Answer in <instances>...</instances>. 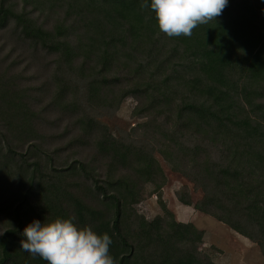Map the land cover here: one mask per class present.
Returning <instances> with one entry per match:
<instances>
[{
	"label": "trees",
	"instance_id": "1",
	"mask_svg": "<svg viewBox=\"0 0 264 264\" xmlns=\"http://www.w3.org/2000/svg\"><path fill=\"white\" fill-rule=\"evenodd\" d=\"M145 2L0 0L9 52L27 58L22 70L0 62V264H47L20 242L56 218L107 233L117 264H216L204 232L162 201L163 164L192 186L181 204L264 258V0H228L173 38ZM34 70L43 80L29 85ZM128 99L134 122L110 128L101 118ZM146 185L152 219L137 209Z\"/></svg>",
	"mask_w": 264,
	"mask_h": 264
},
{
	"label": "clouds",
	"instance_id": "2",
	"mask_svg": "<svg viewBox=\"0 0 264 264\" xmlns=\"http://www.w3.org/2000/svg\"><path fill=\"white\" fill-rule=\"evenodd\" d=\"M228 0H151L142 4L155 13L160 33L169 38L191 37L194 29L221 16ZM74 218L34 220L23 230L21 249L47 264H117L110 252L113 241L91 226L78 227Z\"/></svg>",
	"mask_w": 264,
	"mask_h": 264
},
{
	"label": "rangeland",
	"instance_id": "3",
	"mask_svg": "<svg viewBox=\"0 0 264 264\" xmlns=\"http://www.w3.org/2000/svg\"><path fill=\"white\" fill-rule=\"evenodd\" d=\"M11 44L12 41L6 39L5 34L0 32V48L2 46L7 47L0 52V62L6 66L20 64L19 70H22L27 65V58L22 55L21 51L9 52L10 47H12ZM25 75L29 78V85H35L43 80V74H37L36 70L33 74L27 71ZM133 106L134 101L128 99L118 112L104 115L101 119L112 129L128 130L134 122L130 115ZM163 167L168 181L161 190L162 201L165 202L178 222L193 223L204 232L202 249L210 252L216 264H264V258L256 244L230 230L226 225L212 217L200 214L191 206L181 204L176 198V191L183 185H188L190 188L192 186L180 175L170 172L164 164ZM191 195L193 201L201 196L199 192L195 191H191ZM137 209L147 219H152L161 214L158 204V191L154 187L145 186L143 201L137 206Z\"/></svg>",
	"mask_w": 264,
	"mask_h": 264
}]
</instances>
